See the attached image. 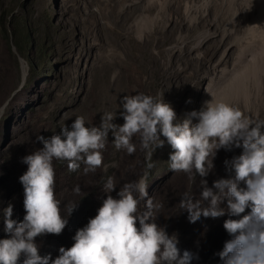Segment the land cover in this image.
<instances>
[{"label": "rangeland", "instance_id": "374dc122", "mask_svg": "<svg viewBox=\"0 0 264 264\" xmlns=\"http://www.w3.org/2000/svg\"><path fill=\"white\" fill-rule=\"evenodd\" d=\"M10 11L11 16L7 18L6 14ZM96 12L95 0H0V108L16 92L26 98L27 105H30L23 112V117L17 114L12 123L9 115H6L9 113L8 106L0 112V141H3L4 133L8 130L10 133L3 145L14 140L21 141V148L10 149V154H16L11 157L10 163L19 161L18 154L27 152L30 144H42L37 141L38 136L47 139L59 134L62 127L70 126L78 116L84 118L86 127H99L105 113H115L116 118L112 123L122 125L120 101L124 95L144 94L159 100L163 94V102L176 113L175 123L191 119L195 124L198 121L191 113L202 110L205 105L203 96L210 94V101H225L238 108L253 125L264 124V75L261 97L252 88L246 103L243 100L246 93L240 81L233 85L235 90L231 87L226 91L224 89V93L217 94L206 89L211 79L214 82L217 80L220 70L231 68L236 55L229 34L226 32L227 35L222 36L221 33L224 23L220 19L224 16L213 21L214 12L209 8L199 12L197 21L190 24L182 20L180 11L178 22L169 23L167 34L154 28L144 40L124 30L126 22L117 25L113 18L115 14L108 16L107 26L92 28L85 24L93 21L89 16ZM173 17L176 18L175 15ZM12 20L16 24L13 28L10 25ZM7 21L9 26L5 24ZM235 21L230 34H235L240 27V11ZM203 30H208L213 37L204 39L195 47L193 36ZM25 31L32 42L26 50L21 46ZM96 34H100L99 39L95 37ZM179 36L184 42L175 46ZM107 51H111V54L107 55ZM244 51V56L249 58L251 51ZM27 59L35 61L33 64L38 69L26 66L28 77L24 87L19 90L21 62L26 65ZM236 90L240 92L237 94ZM30 91L32 93H28ZM229 92L231 96H227ZM15 105L20 111V104ZM33 136L36 140L32 139ZM160 139L165 140L163 136ZM112 141L113 136L109 132L108 143L102 150L104 166L94 172H86L83 163L80 169L70 172L66 161L53 160L56 198L61 206L72 208L74 205V213L64 217L67 225L60 235L45 234L35 238L39 255H50L55 259L61 247L67 250L73 245L76 231L87 226L109 195L104 189L109 177L116 185V190L110 195L119 199L117 193L123 185L137 181L147 173L148 177L150 175L147 197L141 200L140 211H146L144 205L147 199H153L158 206L154 210V222L168 235H176L181 255L185 251L191 254L189 264H223L217 254L222 251L224 243L231 239L223 223L226 219L238 217L201 216L195 223H190L188 213L180 202L185 194L199 200L203 190L202 180H206L211 188L214 181L233 178L231 161L242 154V148H220L212 159L213 167L208 175L200 177L194 172L192 181L188 174L170 169L169 158L174 150L166 140L162 148H156L153 152L154 146L144 148L137 135L133 137L136 151L132 155L127 154L126 150H117ZM24 166L27 165L21 163L18 167ZM77 186L79 192L74 191ZM240 187H244V184L241 183ZM201 204L207 206V202L201 201ZM219 206L226 209L227 200L224 199ZM6 238H9V234L1 239Z\"/></svg>", "mask_w": 264, "mask_h": 264}, {"label": "clouds", "instance_id": "9594fccd", "mask_svg": "<svg viewBox=\"0 0 264 264\" xmlns=\"http://www.w3.org/2000/svg\"><path fill=\"white\" fill-rule=\"evenodd\" d=\"M10 14L11 11L6 17ZM12 21L13 28L16 24ZM5 24L9 26V21ZM24 38L27 42L21 46L26 50L32 43L26 31ZM33 62L26 60V72L19 90L25 85L28 68L38 69ZM34 88L35 85L31 91ZM162 97L163 94L156 100L144 94L124 95L120 101L122 125L112 123L115 113H105L99 127H86L84 118L78 116L70 126L62 127L59 134L47 139L38 136L42 149L30 155L26 151L18 154L20 160L12 162L10 167L16 170L21 163L27 165V171L19 178L24 190L26 215L19 223L12 220L14 203L7 201L8 187L0 182V217L4 218L0 230L5 228L9 234L6 239H1L5 235L0 236V264H189L191 254L185 251L181 255L176 235H168L154 222V210L158 206L153 199H147L146 211H140L141 200L147 197L150 178L147 173L137 181L123 185L117 193L119 199L110 195L116 185L109 177L104 185L109 195L87 226L76 231L73 245L67 250L61 247L55 259L50 255H39L35 238L45 234L60 235L67 225L64 217L68 215H62L61 202L56 198L53 160L66 161L70 172L80 169L82 163L86 165V172H94L104 166L102 150L108 143L109 132L115 148L126 150L129 155L136 151L132 141L137 135L144 148L154 146L153 152L162 148L166 140L174 150L169 158L170 169L188 174L192 181L194 172L200 177L208 175L213 167L212 159L220 148H242V154L231 161L233 178L214 181L211 188L206 180H202L200 199L194 200L185 194L180 205L187 211L190 223H195L201 216L238 217L223 223L231 237L217 254L223 264H264V124L253 125L238 108L213 100L206 102L199 112L191 113L197 123L193 124L191 119L175 123L176 113ZM25 99L21 97L17 102L20 111L14 105L11 113L6 101L0 112L8 106L10 114L6 115L11 123L15 122L14 116L23 117V112L30 107ZM9 133V130L4 133L0 145L6 143ZM241 183L244 187H240ZM74 191L79 192L80 188L77 186ZM224 199L227 200L226 209L219 206ZM201 201L207 202V206H202ZM73 207L69 213L72 210L74 213Z\"/></svg>", "mask_w": 264, "mask_h": 264}, {"label": "bare ground", "instance_id": "6f19581e", "mask_svg": "<svg viewBox=\"0 0 264 264\" xmlns=\"http://www.w3.org/2000/svg\"><path fill=\"white\" fill-rule=\"evenodd\" d=\"M95 1L97 4L98 12H96L95 14H91L89 17L93 18V21L86 23L84 22L85 24L89 25L92 28L93 27L97 28L100 25L104 27L107 26L108 24V16L115 14L113 18L117 23V25H121L126 22L124 30L131 32L132 34L135 35L136 38L144 39V40H147L145 38L154 28H159L160 30H164V32L167 34L169 23L171 22L173 24L174 22L175 23L178 22L177 19L179 18L180 11H182L181 13L182 20L187 21L188 23L191 24L194 23V21L197 19L196 17L198 16L196 15L199 12L201 13L211 8L214 12L213 21L216 19H220L219 16H224L222 19H220L224 23L223 26H221L222 27L221 33H223L222 36L229 34L231 40H233V44L235 45L236 55L233 58V62L231 63L232 64L231 68L220 70L219 77H216L217 80L214 82L211 79L206 89L212 92L216 91L215 93L219 94L220 92L222 93L224 89L225 91L226 89L228 90L231 87H232L231 89H233V85L236 83V81H240L244 89L243 91H245L246 93L245 94L246 96L244 98L242 97L245 103L248 102L247 96H249L248 94H250L249 92H251L250 90L252 88L255 89L257 96L261 95L260 94L262 90L261 83L263 81V75H264V0H95ZM238 11H240L241 13L240 27L238 31L235 32V34H230V32L232 31V27H234L235 22H237L235 21V19L237 17ZM174 15L176 16V18L173 17ZM199 18L201 19V16H199ZM99 35L96 34L95 37L99 39ZM208 37H213L208 30H203L201 32L196 33L193 36V40L196 42L195 47H198L202 43V41L204 39H207ZM183 42L184 39L179 36L175 41L176 44L175 46H177L178 44L181 45ZM247 49L251 51V55L250 52L248 54L250 55L249 58H246L245 57L246 55L244 56L245 54L244 50H246L247 53L249 51ZM106 54L110 55L111 51H107ZM25 72H26L25 66L23 62H21L22 81L24 80ZM239 87L241 88L240 84ZM239 87H237L238 90ZM212 92L211 94H213ZM238 92L240 91H237V94ZM230 93L231 92H229L227 96H231ZM16 94L17 93H14L12 97L8 99L7 101L8 104L12 101V99L16 96ZM209 95L206 94L203 96L204 104L210 101L211 98L209 97ZM234 97H236V95ZM238 98L240 99V97ZM222 99H224V97ZM259 99L260 98H258L257 100L258 102ZM228 100L231 101L230 99Z\"/></svg>", "mask_w": 264, "mask_h": 264}, {"label": "trees", "instance_id": "16d2710c", "mask_svg": "<svg viewBox=\"0 0 264 264\" xmlns=\"http://www.w3.org/2000/svg\"><path fill=\"white\" fill-rule=\"evenodd\" d=\"M1 24V22H0ZM12 24L14 25L13 21ZM3 26V24H2ZM24 38V36H23ZM27 42L26 38L22 41V46L25 45ZM21 96L17 94L12 101L9 103V107L11 113H13L14 105L20 100ZM10 114V112H9ZM32 139L36 138L33 136ZM21 141H10L6 145H0V182L4 185H7L8 189L5 192V196L7 201H12L14 203L13 213L12 216L14 218L12 220L16 221L17 223L23 220V217L26 215L24 207H23V200H24V190L23 186L19 182V178L27 171V166L18 167L16 170L12 169L10 160L11 157L15 156V153H12L8 157V152L10 149H18L21 148L20 146ZM30 148L26 149L27 153H33L36 150L42 149L43 144L39 145H29ZM20 156V155H19ZM62 207V215H69L73 213V210L69 213L71 209L68 205L61 206ZM3 217V215H2ZM2 222V218L0 217V223ZM8 234L5 231V228L0 230V236Z\"/></svg>", "mask_w": 264, "mask_h": 264}]
</instances>
